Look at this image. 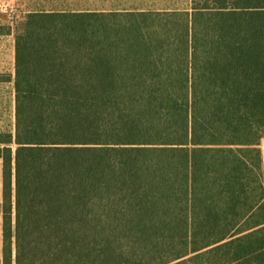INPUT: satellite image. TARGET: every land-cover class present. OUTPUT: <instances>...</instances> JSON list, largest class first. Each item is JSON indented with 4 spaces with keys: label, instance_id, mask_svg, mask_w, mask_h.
<instances>
[{
    "label": "trees",
    "instance_id": "16d2710c",
    "mask_svg": "<svg viewBox=\"0 0 264 264\" xmlns=\"http://www.w3.org/2000/svg\"><path fill=\"white\" fill-rule=\"evenodd\" d=\"M13 32L0 264H264V0Z\"/></svg>",
    "mask_w": 264,
    "mask_h": 264
},
{
    "label": "rangeland",
    "instance_id": "374dc122",
    "mask_svg": "<svg viewBox=\"0 0 264 264\" xmlns=\"http://www.w3.org/2000/svg\"><path fill=\"white\" fill-rule=\"evenodd\" d=\"M87 7L189 9L190 0H0V133L15 130L16 25L32 11Z\"/></svg>",
    "mask_w": 264,
    "mask_h": 264
},
{
    "label": "crops",
    "instance_id": "0c3cea01",
    "mask_svg": "<svg viewBox=\"0 0 264 264\" xmlns=\"http://www.w3.org/2000/svg\"><path fill=\"white\" fill-rule=\"evenodd\" d=\"M62 9V8H61ZM64 9H78V10H86V9H92V10H125V9H147V8H97V7H87V8H64ZM260 148L262 151V164H263V170H264V137L260 141ZM3 189H4V179H3V159L0 158V203L3 202ZM3 224H4V218L3 213L0 212V261L3 259Z\"/></svg>",
    "mask_w": 264,
    "mask_h": 264
}]
</instances>
